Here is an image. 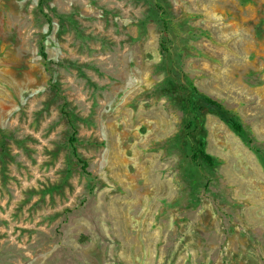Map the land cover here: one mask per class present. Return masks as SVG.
I'll use <instances>...</instances> for the list:
<instances>
[{"label": "rangeland", "instance_id": "374dc122", "mask_svg": "<svg viewBox=\"0 0 264 264\" xmlns=\"http://www.w3.org/2000/svg\"><path fill=\"white\" fill-rule=\"evenodd\" d=\"M179 69L264 157V0H0V264H264V166L211 114L189 160Z\"/></svg>", "mask_w": 264, "mask_h": 264}, {"label": "trees", "instance_id": "16d2710c", "mask_svg": "<svg viewBox=\"0 0 264 264\" xmlns=\"http://www.w3.org/2000/svg\"><path fill=\"white\" fill-rule=\"evenodd\" d=\"M154 7L159 11V17H162L164 10L163 7L158 3H154ZM163 33L166 34V31ZM163 42L160 43L159 47L161 52H167V47L163 46ZM44 57V55L41 53ZM165 56V55H163ZM183 82L178 85L173 86L170 77L165 75V88L169 94H173L178 91L180 94V104L183 112V120L181 123V128L179 136L177 139L179 142L181 140H187L190 142V154L188 156L189 160L193 164H198L199 160L204 163L213 166L215 161L211 155L204 150V130H203V120L206 114H211L217 117L234 135H236L245 145L249 146L251 151L257 157L259 163L264 166L263 154L258 155V149L255 147H250L252 145V140L245 137L244 128L242 124L236 119V117L227 110L218 100L201 93L186 77L182 71L179 69ZM174 87V88H173ZM73 142V139H70ZM73 146V145H72ZM73 156L80 162L74 147H71ZM85 163L82 162V167L84 168Z\"/></svg>", "mask_w": 264, "mask_h": 264}]
</instances>
